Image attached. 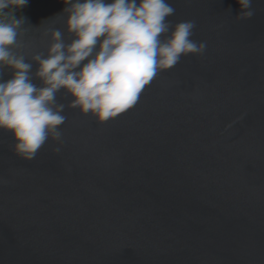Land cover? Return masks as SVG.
Wrapping results in <instances>:
<instances>
[{"label":"water","instance_id":"obj_1","mask_svg":"<svg viewBox=\"0 0 264 264\" xmlns=\"http://www.w3.org/2000/svg\"><path fill=\"white\" fill-rule=\"evenodd\" d=\"M168 2L203 54L103 123L61 90V140L31 160L0 131V264H264V0L250 19L237 0ZM65 7L16 12L29 58L64 30Z\"/></svg>","mask_w":264,"mask_h":264},{"label":"clouds","instance_id":"obj_2","mask_svg":"<svg viewBox=\"0 0 264 264\" xmlns=\"http://www.w3.org/2000/svg\"><path fill=\"white\" fill-rule=\"evenodd\" d=\"M63 2L64 30L46 33V50L29 58L20 39L25 18L16 17L28 0H0V131L25 160L49 138L61 140L67 119L57 100L61 90L69 107L103 123L132 107L159 72L206 49L192 39L194 21L173 26L167 19L175 12L168 0ZM237 3L239 18L254 15L252 0Z\"/></svg>","mask_w":264,"mask_h":264}]
</instances>
